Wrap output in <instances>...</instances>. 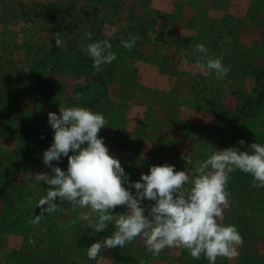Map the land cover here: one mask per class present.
<instances>
[{
    "label": "rangeland",
    "instance_id": "rangeland-1",
    "mask_svg": "<svg viewBox=\"0 0 264 264\" xmlns=\"http://www.w3.org/2000/svg\"><path fill=\"white\" fill-rule=\"evenodd\" d=\"M128 1L131 2V0H124V4ZM133 1L131 14L138 9L139 0ZM119 2V0H112L113 6L119 5ZM129 2L125 5V9H129ZM259 3L262 4L259 5ZM109 4L110 0H69L68 4H60L59 11H54L50 7H44L45 5L43 6L40 2L29 0L26 2L27 6L24 12H22L24 8L21 10V8L18 9L15 5L6 2L0 5L2 7L0 8L1 24H9V21L12 23V28H9V25L5 29L2 28V25L0 27V155L4 159L1 162L2 165L8 168L5 172L2 171L3 168L0 169V237L2 239H0V264H28L20 261V257L10 255V252L16 250L27 253L38 248L47 250L52 246L61 249L63 254L61 264H82L79 257H74L71 254L75 247L79 252L77 240L82 239V234H87L86 239L90 244L111 234L110 230L94 233L93 229L85 228V222L79 218V212L84 209H74L72 206L63 208L62 203L69 204L67 201L59 203L60 200H57L56 211L44 213L45 216L38 224L34 225L30 222L34 215L40 214L41 206H37V203L45 194L47 187L43 181H37L35 176L37 173H50L51 170L43 163L42 156L41 158L38 156L36 163L31 160L27 162L25 159V163L19 164L17 159L20 156L14 158L11 152L22 148L41 149V144L32 136L23 138L21 134L5 131L4 124L18 127L20 125L43 127L45 124L49 125V112L59 114L60 107L74 105L97 111L88 105V101L91 98H97L100 94L98 90L94 91V88L90 87L94 84L98 89H101L100 85L94 81L96 80L95 75L99 74H105L106 77L112 78L113 81L109 85L110 97L114 101L120 102V107L124 109L123 112L122 109L111 112V117L115 121L126 118L127 108L130 109L128 113L132 111V117H138V114H142L140 110H143L141 106L144 105L147 111L144 117L151 119V123H153L156 110L149 104L157 103L167 95L166 92L164 94L161 92L164 86L168 89L177 86L176 92L172 93L174 99H177L179 94L181 97L186 88H191L190 82L185 78L163 76L173 71L178 73L176 69L182 68L179 65L174 68V63L167 60L158 62L146 58L138 69L134 67L131 57L125 55V47L121 44V40L137 37L132 48L140 52H148L153 48L155 51H162L163 44L155 42L157 34L150 30L138 32L132 26H128L126 17H124V21L109 24L105 20V11ZM233 5L232 13H225L223 21L216 20L211 31L219 32V27L235 18L236 29L240 32L237 35V40L247 46H253L255 42H259V45L257 44L259 52L249 51L246 55L239 56L234 53L231 58H236L235 62L230 65L226 64L230 66V74L223 79H218L215 72L210 71L208 78L212 77L211 80L201 79L204 86L209 81L211 82L209 91L213 92L212 96L223 106L222 110L225 113L240 105L244 101L245 93L251 92L254 88L256 77L251 72L257 73L258 69L264 68V2L235 0ZM217 17L219 16L217 15ZM162 22V20H152L151 25L161 26ZM163 23L166 28H170V22ZM204 23L205 20L202 19V22L200 21L201 28H204ZM164 26L162 27L165 28ZM57 32L66 41L64 47L57 46L55 43ZM87 32L92 33L91 38L86 35ZM198 32L204 31L198 29ZM174 35L169 39L171 43L178 40L176 34ZM228 37L224 40H229L232 35ZM105 39L111 40V51L116 54V59L110 64L104 65L103 71L97 73L93 68V62H90L92 59L82 50L81 46ZM189 47L191 46L187 45L186 48H181L179 51L186 56L195 57L192 56ZM168 50L169 58L176 56L173 48ZM226 53V50L223 49L213 51L209 48L210 55L220 56L222 54L224 61L228 58L225 56ZM84 62L85 68L81 66ZM11 71L18 77L10 76L9 72ZM196 72H198L197 69ZM202 72L204 71L200 70L201 74ZM45 77H48L52 84H57L54 91L53 87L47 89L41 87ZM157 87H160V90ZM126 90L133 92V104L129 101L130 97L127 98L129 103L127 100H120V92ZM195 92L193 91L189 96L185 95V99L187 98L191 104L198 102L196 95L199 93ZM113 108L111 107V109ZM168 108L169 106L165 107V109ZM167 111L159 109L157 114L165 115ZM206 112L208 115H193L192 117L193 120L200 117L206 123L205 130L202 132L203 137L196 142L204 143L205 148L207 147L205 152L208 154L213 147L223 149L231 146L228 142L229 126L225 119L220 117L219 122L214 123L216 115L209 111ZM247 115V121L243 127L245 136L242 139L245 144L242 146V150H246L251 143L256 141L264 143V87L259 89L254 106ZM124 121L119 122L116 131L111 133L112 136L115 133H120L121 130L128 129L127 118ZM130 128L132 129L131 126ZM213 128L216 132L211 131ZM108 147L111 154L112 146L108 145ZM25 157L34 160L36 155L28 154V157ZM234 182L237 183L239 191L243 189V200L240 193L237 198L235 194H230L231 207L225 209L223 223L234 224L241 217L240 227L237 228L243 239L237 247L238 255L232 258L218 257L216 264H239L242 251L246 250L264 254V188L255 187L253 182L246 184L245 181H239L237 177L234 178ZM122 211L121 208L120 212ZM47 218L50 219L44 226ZM72 237H76V239L73 241ZM131 244L132 242L129 243L130 246ZM125 247H120V251L126 249ZM143 248L145 251L134 264H148L156 257H165L166 261L164 262H168L167 264H178L180 257H190V260H196L195 264H208V260L203 256L200 259H195L186 249L182 248H171L172 251L167 252L168 254L162 250L159 256H153L147 251L145 244L140 242L133 246L131 254L142 251ZM73 258L76 259L74 262H72ZM40 264L45 263L41 262Z\"/></svg>",
    "mask_w": 264,
    "mask_h": 264
},
{
    "label": "clouds",
    "instance_id": "clouds-1",
    "mask_svg": "<svg viewBox=\"0 0 264 264\" xmlns=\"http://www.w3.org/2000/svg\"><path fill=\"white\" fill-rule=\"evenodd\" d=\"M86 35L91 38L92 33ZM137 39L133 36L121 40V44L131 49ZM55 43L66 45L58 32ZM81 48L92 59L97 73L116 59L109 39ZM192 56L197 57L196 64L205 74L214 71L218 79H223L230 71L223 55H210L204 43L193 48ZM48 123L54 130L53 139L42 161L51 171L35 176L47 187L37 203L40 214L33 216L32 224H38L44 213L56 211L57 200L67 201L74 209H84L79 218L85 228L96 233L111 226L110 235L86 248L90 260L96 259L102 249L124 247L137 237L143 238L153 256H159L165 248H182L195 259L203 256L208 264H216L218 257L238 255L242 235L235 224L223 223L224 211L230 207L228 182L231 174L240 170L252 176L255 187L264 188V143L253 142L246 150L213 147L210 154L197 160L182 153L181 158L193 165L191 170H176L168 163L151 165L147 173L132 180L119 158L109 153L104 137L98 135L108 125L102 112L79 105L60 107L59 114L48 113ZM239 144L243 146L245 141L240 139ZM64 157L68 161L66 169L59 166ZM117 206L125 210L114 211Z\"/></svg>",
    "mask_w": 264,
    "mask_h": 264
},
{
    "label": "crops",
    "instance_id": "crops-1",
    "mask_svg": "<svg viewBox=\"0 0 264 264\" xmlns=\"http://www.w3.org/2000/svg\"><path fill=\"white\" fill-rule=\"evenodd\" d=\"M27 1L29 0H0V5L6 2L15 5L18 9L21 8L22 10L24 8L22 11L24 12L25 7L27 6ZM33 1L40 2L47 7H52L53 5L59 6L60 4H68L69 0ZM119 1V5L113 6L112 0H110V4L105 11V20L108 21L109 24H116L126 17L128 26H132L134 30L138 32H146V30H150V32L157 34L155 42L163 44L165 49L163 50L162 46V51H155L153 48L148 52H143L154 58L165 59L170 61V63H174L176 66L179 65L182 67L181 69L178 68V73L173 71L172 73L164 74V77L185 78L190 82V86L192 85L193 80H190L189 78L193 77L194 74L201 75V79L208 78L210 71H208L207 74H205V72H202V74L200 73L201 69L196 64L197 57H187L179 50H181V48H186L187 45L192 46L193 43L196 45L203 43L199 38L197 39L198 42L195 41L194 37L197 34L202 38L204 37L203 32L199 33L198 29L200 31H205L206 22L215 23L216 20L223 21L225 13H232L231 9L235 5H233L235 0H229L228 5L226 0H139L137 3L138 9L132 14L131 12L133 10H131V4L133 5L134 1H128L130 3L129 9H125V5L128 2L124 4V0ZM0 8L2 7L0 6ZM200 10L203 11V16L198 18V22H189ZM243 14L245 15V12ZM217 15L219 17H217ZM202 19L205 20L204 28H201L200 24ZM152 20L170 22V28H166L163 25V22L161 26L151 25ZM191 23H193V25H190ZM30 24L32 25V22ZM1 25L3 29H5L7 25H9V28H12L11 21H9V24H1L0 22V27ZM226 28L227 27L223 26L219 27L218 30L220 31L218 33H223ZM174 34H176L178 40L171 43V40L169 41V39L170 37L175 36ZM169 48L174 49V55L176 56H171V58H169V56L163 57L164 54L168 55ZM186 57L188 58L187 62L184 60ZM131 60L134 62V67L137 69L144 62V60H138L136 58H131ZM196 69L198 72H196ZM211 79L212 77L208 78V80ZM209 82L205 85V91L203 94L208 99H214V96H212L213 92L209 91L211 89V82ZM157 88L160 90V87ZM176 89L177 86H174L173 89H168L164 86L161 92L163 94L166 92L167 95H165L161 101L157 103L151 102V104L146 103L155 107L156 116L153 119V123H151V119L149 120L147 117H144L147 112L144 105L141 106L143 110L138 109L142 111V114H138V117H132V111L128 113L130 109L127 108L126 118L128 129L126 131L121 130L120 133H115L114 136L111 135L110 137L109 145L112 146L111 155L119 158L125 171L131 174L132 180L139 179L141 173H147L149 166L151 165L168 163L175 165L176 170H191L193 165L187 164V162L181 158L182 153H189V155L193 157V160L203 159L208 155V153L205 152V144L196 142L199 138L201 139V137H203L202 132L205 130L206 123L202 121L200 117L197 120L192 119L193 115H208L206 112L207 110L198 105V103L191 104L190 102L188 103L187 98L185 99V95H192V92L194 91L192 90V87L190 89L186 88V91H183L184 93L181 97H179V94L178 98L174 99L172 93H175ZM120 95L121 97H119L121 101H125L130 97L131 100L129 101H131L132 104L134 103V100H132V98H134L132 91H121ZM129 101L127 100L128 103ZM166 106H169V108L165 109ZM159 109L168 111L165 115H160L159 113L157 114V110ZM126 118H124L125 121ZM144 203L148 204V201H145ZM120 207L123 211L125 210L124 206ZM137 242L144 243V240L142 237H137L132 241L131 246L129 243L125 245L126 247L124 246L126 249L120 251L119 247V254L122 256L130 254L132 252L131 249H133V246ZM128 246H130L129 250H127ZM113 249L114 248L102 249L101 253L98 255V264H111L112 255L114 254ZM163 251L167 253L172 250L171 248H165ZM164 261H166L165 257H156L155 260L150 261L148 264L168 263Z\"/></svg>",
    "mask_w": 264,
    "mask_h": 264
},
{
    "label": "trees",
    "instance_id": "trees-1",
    "mask_svg": "<svg viewBox=\"0 0 264 264\" xmlns=\"http://www.w3.org/2000/svg\"><path fill=\"white\" fill-rule=\"evenodd\" d=\"M227 4L229 3V0H226ZM259 1V0H258ZM262 2H264V0H260ZM262 3H259V5ZM44 6V5H43ZM44 7H47L46 5ZM52 10L54 11H59L60 10V5H53L52 7H50ZM228 17L229 14H227ZM203 16V11L200 10L198 13L195 14V16L193 17L192 20H190L189 22H193L195 23L196 20L198 18H201ZM234 18V17H233ZM195 20V21H194ZM240 20V19H239ZM156 21H160V20H156ZM235 18L234 19H230L229 22L227 21L225 23V25L223 27H227L225 29V31L223 33H218L217 31H211V27L213 28V22H206L205 27L206 30L203 32V38L197 34L195 35V41L198 42V38L199 40H201L206 47L209 49L211 48L213 51L219 50V49H223L226 50V55L228 56V58L226 59V61L223 60L224 64L226 65H230L231 63L235 62V59L231 58L232 54H236V55H242L248 53L249 51H253V52H259V42H255L253 46H247L241 42H239L237 40V35L240 33L239 30L236 29V25L234 23ZM165 22V21H164ZM193 23H191L190 25H193ZM222 27V26H221ZM241 31V30H240ZM213 32V33H212ZM232 38H230L229 40H224V38H229L228 36H231ZM258 44V45H257ZM196 44L193 43L191 47H189L191 49V51L193 50L192 48H195ZM188 49V48H187ZM124 51L126 52L125 55H127V57H131V58H136L138 60H145L146 58L149 60H154V61H158V62H164L166 61L165 59H161V58H154L152 56H150L147 53L144 52H140L135 48H125ZM231 54V55H229ZM186 56V54H184ZM167 57L168 55H164V57ZM256 57H258L257 55H255ZM173 57V56H172ZM189 57V56H187ZM224 58V57H223ZM92 63V61H90ZM170 62V61H168ZM85 62L81 65L85 68L84 66ZM174 68H176V65H173ZM235 68V67H234ZM177 71L178 68L176 69ZM252 74L255 75L256 77V83L254 88L251 90V92H247L245 93V98L244 101L242 103H240V105H238L237 107L235 106V108L232 110H229L228 113H225V111H223V106L221 104L218 103V101H216V99H208L206 98V96L203 94V92L205 91V86L202 85L201 83V78L198 74H194L193 77H188L190 80H193V83L191 85L192 90L196 91L195 93H199V95H196L198 98V105H200L202 108H206L207 111L213 113L216 115V118L214 120V123H216L218 121V119L224 118L226 123L229 126V134L230 137L228 138V142L230 143L231 146H235V147H239L242 150V146L239 144V140L242 139L245 136V133L243 132V127L245 125V122L247 121V117H248V113L250 112L251 108L254 106V102H255V98L258 96L259 93V89L261 87H264V68L262 70L258 69V72L256 73L255 71L251 72ZM10 76H14V78H17L18 76H16V74L14 72H9ZM230 74V71L229 73ZM227 74V75H228ZM226 75V76H227ZM96 76V80H94L96 83H98V85H100L101 89H98L94 84L90 87L94 88V91L98 90L99 96L97 98H91L88 101V105L91 107H94L95 110L102 112L107 121H108V125L103 127L100 132L98 133L99 136L104 137V143L107 144V146L109 145V136L111 135L112 132L116 131L117 126H119V122L123 121L124 118H120L118 121L113 120V117H111V112H116V111H120V109H122L120 107V102L118 101H114L112 99V97H110V90H109V85L111 84L112 78L110 76L106 77L105 74H99V75H95ZM17 80V79H16ZM44 82L41 85V87L43 89H47V88H51L53 87V91L55 90V86H57L56 83L51 82V80L48 77L44 78ZM93 81V82H94ZM92 82V81H91ZM53 93V92H52ZM189 103V102H188ZM111 107H114L113 109H111ZM124 111V109H122V112ZM248 111V113H246ZM226 114V115H225ZM219 122V121H218ZM210 128V127H209ZM3 129L5 131H9L12 133H18L21 134V136L23 138H27L28 136H32L34 139H36L39 144H41V149L39 148H30V149H24L22 148L21 150H16L13 153L14 158L15 156H20L18 157V163L22 164L25 163L27 159V162H29L30 160L33 161L34 163H36L38 161V156H42L44 150H46L50 144L52 143V139H53V129L50 127V125H44L43 127H33V126H27V125H20V127L18 126H13V125H9V124H4L3 125ZM211 130V129H210ZM213 132H216L214 130V128L211 130ZM207 148V147H206ZM205 148V149H206ZM109 149V153H110V148ZM207 150V149H206ZM28 154H33L36 155L35 159L32 160L31 158L28 159L25 156L28 157ZM6 155V154H5ZM4 159L3 157L0 155V169L3 168V172L7 171L8 168L4 167V165H2L1 162H3ZM53 164H57V161H53ZM67 158L64 157L62 158V160L59 162V165L62 166V169H66L67 168ZM237 177V179L240 181H245L246 184L253 182V178L250 174L247 173H243L240 170H237L235 172H233L231 174V179L229 180V184H228V191L230 194H235L236 198L237 195L240 196L241 194V199L243 200L242 196L243 195V189L241 191L238 190V185L237 183L234 182V178ZM240 193V194H239ZM62 201H59V203ZM63 204V208L64 207H70L71 205H69L68 203H62ZM233 205V204H232ZM238 205V204H237ZM236 205V206H237ZM240 205V204H239ZM234 206V205H233ZM235 206V207H236ZM231 207V206H230ZM237 208V207H236ZM121 207L117 206V208L114 210L116 212H120ZM241 217H239L237 219V221H235V225L237 227H240V222H241ZM50 218H47L44 222V226L47 225V221ZM54 223V222H53ZM110 230H111V226H109ZM84 235V236H83ZM87 234H82V239L81 240H77L79 242V246L77 247L78 251L75 249H72L71 254L74 257H79L81 259L82 264H98V257L96 259L90 260L87 256L86 253V248L90 245L89 242H87ZM1 239V237H0ZM73 241L76 239V237H72L71 238ZM2 240V239H1ZM70 241V240H69ZM71 242V241H70ZM72 244V243H70ZM68 248V247H66ZM118 248H114L113 249V258H112V262L111 264H134L136 263V261H138L141 257V254H143V252L145 251V248H143L142 251H136L134 252V254L131 255H127V256H122L119 254L118 252ZM25 251V250H24ZM20 252V253H19ZM23 251H11L10 255H13L17 258L20 259V261L22 260L25 263L28 264H34L33 262H36L38 264H40L41 262L45 263V264H61L63 262L62 259V252L61 249L59 247H51L48 248L47 250L45 249H34L31 251H28L27 253H22ZM60 255V256H59ZM241 261L239 264H264V254L262 253H258L256 251H242L241 254ZM76 259L73 258L72 262H74ZM79 262V263H81ZM196 260L192 261L190 260V257H180L178 258V264H195ZM203 264V263H202Z\"/></svg>",
    "mask_w": 264,
    "mask_h": 264
}]
</instances>
